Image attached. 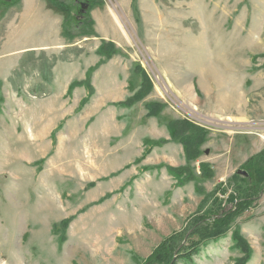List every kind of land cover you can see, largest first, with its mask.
I'll list each match as a JSON object with an SVG mask.
<instances>
[{
  "label": "rangeland",
  "instance_id": "374dc122",
  "mask_svg": "<svg viewBox=\"0 0 264 264\" xmlns=\"http://www.w3.org/2000/svg\"><path fill=\"white\" fill-rule=\"evenodd\" d=\"M100 1L74 25L90 18L93 35L73 40L43 0L0 3V264H143L219 184L232 192L248 159L227 176L230 152H215L211 169L214 135L228 147V136H258L264 150V0ZM104 42L117 50L109 59L96 53ZM137 65L152 91L117 106L139 89ZM150 103L162 105L156 117H146ZM174 120L207 132L194 160L170 139ZM186 166L196 180L180 186L166 168ZM257 204L258 233L247 227ZM68 219L60 244L53 227ZM234 230L250 248L246 264H264V190L193 264H234Z\"/></svg>",
  "mask_w": 264,
  "mask_h": 264
},
{
  "label": "trees",
  "instance_id": "16d2710c",
  "mask_svg": "<svg viewBox=\"0 0 264 264\" xmlns=\"http://www.w3.org/2000/svg\"><path fill=\"white\" fill-rule=\"evenodd\" d=\"M20 0H0V3L10 5ZM48 9L62 15V35L64 38L73 40L77 37H91L93 32L89 30L88 24L91 22H81V30L75 31L74 25L78 23L77 16L72 13L71 7L67 0H43ZM76 6L87 4L89 8L93 6H101L100 0H71ZM84 2V3H82ZM79 11H77L78 13ZM87 13L84 14L85 17ZM83 26V30H82ZM97 55L106 59L111 58L117 53L113 44L102 43L97 49ZM89 69L85 73V81L83 86L91 94L92 88L89 84ZM133 74H139L141 83L139 89L128 99L117 106L128 108L137 102L143 100L152 91V84L140 68L135 66L132 70ZM131 84L129 83V86ZM73 88V84L67 88V93ZM84 102L80 103V107ZM146 117H156L162 110V105L158 103H150L145 105ZM167 132L171 140L178 141L183 148V153L187 161L194 160L199 155V146L204 142L207 132L193 125L186 120L170 121L166 125ZM164 141L155 142L151 145L157 146ZM166 171L176 180L178 185H182L188 181L196 180V175L189 171V167L184 168H166ZM204 179H210L212 172L205 164L200 165L199 169ZM231 191L229 194L222 184H219L209 196L210 205L203 212H197L189 217L185 226L178 232H175L163 239L152 253L146 258L143 264H193L194 258L197 257L203 247L208 242L215 241L225 236L233 227L235 220L244 212L255 206L260 194L264 190V150L249 157L228 180ZM69 223L68 220L61 221L53 227L54 233L60 232L58 241L62 244L65 240V231ZM234 247L240 252L241 257L234 264H246L250 258V248L243 239L238 230L232 233Z\"/></svg>",
  "mask_w": 264,
  "mask_h": 264
},
{
  "label": "crops",
  "instance_id": "0c3cea01",
  "mask_svg": "<svg viewBox=\"0 0 264 264\" xmlns=\"http://www.w3.org/2000/svg\"><path fill=\"white\" fill-rule=\"evenodd\" d=\"M30 50L32 51L34 50V48L23 49L21 53L30 51ZM223 137L225 136L214 135V137L211 138V140L214 142V147L216 148L217 151H214V152L212 151V154L208 157V159L204 160V162L209 163L211 169H213L215 167L214 165L215 158H217L218 156V153H215V152H219L223 154L227 152V149H228L231 156L228 155V159H229L228 162H229L230 168L228 169V171L225 172L227 176L232 174V170L234 166H240L249 157H251L254 154H257L259 152L258 146L259 147L262 146L260 142L258 145V136L256 138L246 133H240L239 136H228L227 137L228 140L230 141L229 143L230 148H229L228 145L225 144ZM205 153H207V150L205 151ZM251 211H252L251 213L253 214L249 213L250 215H252V217L249 221H247L248 222L247 227L258 233V204L255 207V210L252 209ZM240 229L241 231H243L242 226L240 227Z\"/></svg>",
  "mask_w": 264,
  "mask_h": 264
},
{
  "label": "flooded vegetation",
  "instance_id": "af4514ba",
  "mask_svg": "<svg viewBox=\"0 0 264 264\" xmlns=\"http://www.w3.org/2000/svg\"><path fill=\"white\" fill-rule=\"evenodd\" d=\"M86 11H87V9H83V8H80L79 9V16H77V19H81L83 16H84V14L86 13Z\"/></svg>",
  "mask_w": 264,
  "mask_h": 264
},
{
  "label": "bare ground",
  "instance_id": "6f19581e",
  "mask_svg": "<svg viewBox=\"0 0 264 264\" xmlns=\"http://www.w3.org/2000/svg\"><path fill=\"white\" fill-rule=\"evenodd\" d=\"M118 20V19H117ZM124 21V20H123ZM121 20V18L119 17V26H122L124 27V22ZM127 30V29H126Z\"/></svg>",
  "mask_w": 264,
  "mask_h": 264
},
{
  "label": "water",
  "instance_id": "95a60500",
  "mask_svg": "<svg viewBox=\"0 0 264 264\" xmlns=\"http://www.w3.org/2000/svg\"><path fill=\"white\" fill-rule=\"evenodd\" d=\"M83 7V9H86L87 8V5L84 4V5H81Z\"/></svg>",
  "mask_w": 264,
  "mask_h": 264
}]
</instances>
